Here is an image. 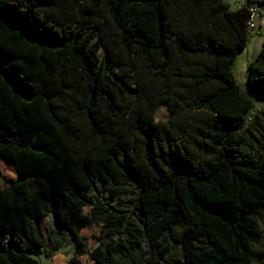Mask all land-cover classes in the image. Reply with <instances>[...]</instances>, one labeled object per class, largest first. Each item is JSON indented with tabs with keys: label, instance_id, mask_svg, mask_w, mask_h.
<instances>
[{
	"label": "trees",
	"instance_id": "1",
	"mask_svg": "<svg viewBox=\"0 0 264 264\" xmlns=\"http://www.w3.org/2000/svg\"><path fill=\"white\" fill-rule=\"evenodd\" d=\"M255 3L0 0V162L18 174H0V264L67 241L68 264H163L178 246L181 264H264V45L250 97L234 72Z\"/></svg>",
	"mask_w": 264,
	"mask_h": 264
},
{
	"label": "rangeland",
	"instance_id": "2",
	"mask_svg": "<svg viewBox=\"0 0 264 264\" xmlns=\"http://www.w3.org/2000/svg\"><path fill=\"white\" fill-rule=\"evenodd\" d=\"M102 36L104 38L105 44H109L111 47H114V45L112 44V39L114 37L113 28L112 26H110V24H107L106 30L102 32ZM252 51H253V46H251V48L249 49V53ZM105 55H106L105 48H101L99 52L100 59L103 60ZM246 56L247 54H243L239 56L238 62L235 63L234 65V72H235L237 82L241 85L242 94L244 96H249L248 93L250 92L248 91V88L246 86V80H245V76L243 73V69H241V64L244 63L243 61ZM253 104H254V107L251 110V113L257 112V108H262L263 102L257 99V97H255ZM146 111L147 109L143 101H140L139 103H136L133 105L132 112L146 113ZM154 117L156 121H166L167 120L166 109L164 107L158 108L154 113ZM13 168L14 170H16L15 167ZM0 174H1L2 180L6 182H12L18 179L17 172L15 174H12L11 170L8 169L1 162H0ZM258 224H259L260 230L262 231V234H261V243L260 245H257L256 251L261 256V258L264 260V210L261 213V217L258 219ZM99 231L100 229L96 225L92 226L89 229H84L82 231V235L88 238V243L91 248L95 247L97 244L94 237L99 234ZM176 231L182 237L186 246L189 247V246L196 244V242L192 238L193 234L191 232L187 231L186 229L182 227L176 228ZM182 255H183V246H178L173 249L172 254L165 261L161 260L160 262L163 264H181ZM74 257H75L74 247L73 245H71L70 242L67 241L63 244V246L61 247V249H59V251L55 252L54 256L51 259H46L42 256H40L38 259L40 260L42 264H68L70 259ZM79 259L81 261V264H94L90 260L88 255H84L80 257Z\"/></svg>",
	"mask_w": 264,
	"mask_h": 264
},
{
	"label": "crops",
	"instance_id": "3",
	"mask_svg": "<svg viewBox=\"0 0 264 264\" xmlns=\"http://www.w3.org/2000/svg\"><path fill=\"white\" fill-rule=\"evenodd\" d=\"M244 1L245 0H230L231 9L232 10L237 9L240 5H242V3H244ZM263 45H264V17L260 21L259 28H258L257 32L252 35V38H251L250 43L247 46V48L239 54V56L243 55V54H247V56L245 57V59L243 61L244 63L241 64V69H243L245 80H246V73H247L248 64L258 56ZM251 46H253V51L249 53V49L251 48ZM239 56L237 58L236 63L239 60ZM248 94H249V96H251L250 93H248ZM249 96H246V97H249Z\"/></svg>",
	"mask_w": 264,
	"mask_h": 264
},
{
	"label": "built area",
	"instance_id": "4",
	"mask_svg": "<svg viewBox=\"0 0 264 264\" xmlns=\"http://www.w3.org/2000/svg\"><path fill=\"white\" fill-rule=\"evenodd\" d=\"M264 17V0H260V3L252 4L249 7V18L247 20V28L255 34L259 28L261 19Z\"/></svg>",
	"mask_w": 264,
	"mask_h": 264
}]
</instances>
